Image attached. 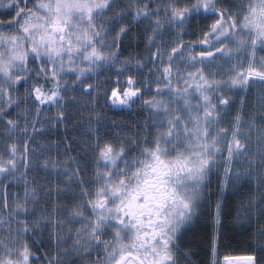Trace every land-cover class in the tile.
I'll return each instance as SVG.
<instances>
[{
	"label": "snow or ice",
	"instance_id": "1",
	"mask_svg": "<svg viewBox=\"0 0 264 264\" xmlns=\"http://www.w3.org/2000/svg\"><path fill=\"white\" fill-rule=\"evenodd\" d=\"M196 233L264 264V0H0V264H197Z\"/></svg>",
	"mask_w": 264,
	"mask_h": 264
},
{
	"label": "trees",
	"instance_id": "2",
	"mask_svg": "<svg viewBox=\"0 0 264 264\" xmlns=\"http://www.w3.org/2000/svg\"><path fill=\"white\" fill-rule=\"evenodd\" d=\"M111 115V114H110ZM132 119L129 117V121ZM243 198V197H240ZM213 200H215V197H213ZM235 198L230 199L228 202L229 204L234 203ZM225 229L229 232V235L232 237L231 240V250L235 255H243L249 248L250 243V235H240L239 233L242 231L238 226L234 225L232 223V217H228L225 222ZM199 233H196L195 236H190V240H195V250L197 251V255L193 256L192 259L197 262V264H200L201 261L207 259V256L204 252V244L199 243L198 241Z\"/></svg>",
	"mask_w": 264,
	"mask_h": 264
},
{
	"label": "rangeland",
	"instance_id": "3",
	"mask_svg": "<svg viewBox=\"0 0 264 264\" xmlns=\"http://www.w3.org/2000/svg\"><path fill=\"white\" fill-rule=\"evenodd\" d=\"M142 115L143 114L140 113L125 114L123 117H121V119H123L125 123H135L137 120L142 119ZM129 117L132 119L131 121H129Z\"/></svg>",
	"mask_w": 264,
	"mask_h": 264
}]
</instances>
